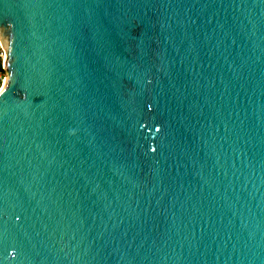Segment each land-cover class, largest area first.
Instances as JSON below:
<instances>
[{
  "label": "water",
  "instance_id": "95a60500",
  "mask_svg": "<svg viewBox=\"0 0 264 264\" xmlns=\"http://www.w3.org/2000/svg\"><path fill=\"white\" fill-rule=\"evenodd\" d=\"M0 264H264V0H0Z\"/></svg>",
  "mask_w": 264,
  "mask_h": 264
},
{
  "label": "built area",
  "instance_id": "2783aa9c",
  "mask_svg": "<svg viewBox=\"0 0 264 264\" xmlns=\"http://www.w3.org/2000/svg\"><path fill=\"white\" fill-rule=\"evenodd\" d=\"M7 80V50L4 48L0 38V89L3 88Z\"/></svg>",
  "mask_w": 264,
  "mask_h": 264
},
{
  "label": "snow or ice",
  "instance_id": "6c2138e0",
  "mask_svg": "<svg viewBox=\"0 0 264 264\" xmlns=\"http://www.w3.org/2000/svg\"><path fill=\"white\" fill-rule=\"evenodd\" d=\"M0 91H3L2 89H0Z\"/></svg>",
  "mask_w": 264,
  "mask_h": 264
}]
</instances>
